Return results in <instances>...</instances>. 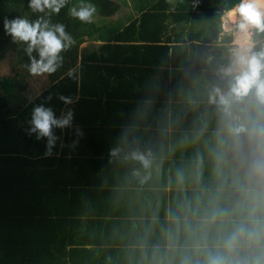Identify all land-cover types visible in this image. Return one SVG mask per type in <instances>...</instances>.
Returning <instances> with one entry per match:
<instances>
[{
  "label": "trees",
  "instance_id": "obj_1",
  "mask_svg": "<svg viewBox=\"0 0 264 264\" xmlns=\"http://www.w3.org/2000/svg\"><path fill=\"white\" fill-rule=\"evenodd\" d=\"M133 1L86 0L97 19L82 23L67 12L79 0H69L52 22L64 24L75 43L41 92L30 94L15 76L0 75V264H207L218 254L231 264H264V179L252 172L264 148L255 133L230 135L208 103L212 85L227 87L218 70L227 65L234 39L221 34V9L239 0ZM118 12L135 18H109ZM38 15L28 0H0V53L21 59L25 70L24 45L12 43L3 21ZM88 39L100 43L81 47ZM254 39L259 47L264 33ZM69 68L78 70L76 79L67 77ZM59 94L74 103L64 105ZM39 103L57 116L67 107L74 111L72 128L54 129L60 139L47 157L45 140L25 131ZM241 106L252 117L246 127L264 124L251 102ZM76 127L83 135L73 148ZM112 149H119L115 156ZM135 149L151 152L150 169L126 158ZM170 155L172 169L164 162ZM180 176L188 177L182 185L205 194L200 209L162 204L167 198L157 187L179 184ZM175 214L191 216L199 239L184 255L166 235ZM152 219H162L157 234L165 239L149 234ZM152 248H164L165 257L156 259Z\"/></svg>",
  "mask_w": 264,
  "mask_h": 264
},
{
  "label": "clouds",
  "instance_id": "obj_2",
  "mask_svg": "<svg viewBox=\"0 0 264 264\" xmlns=\"http://www.w3.org/2000/svg\"><path fill=\"white\" fill-rule=\"evenodd\" d=\"M68 4L69 0H28V8L33 13L40 14L35 20L30 21L20 16L4 19L5 35L11 37L12 43L24 45L23 51L29 58V63L25 67L30 75L42 76L56 72L63 64L62 53L74 45V38L66 31L65 25L52 22V17L58 15ZM67 12L69 16L82 23H91L96 7L86 0H79L78 4L68 7ZM221 27L224 32L243 36L244 39L233 40L228 63L218 70L221 79H226L227 87L212 85L208 94V103L216 106L230 135L255 133L260 139L261 148H264V124H256L252 129L246 127L245 120L252 117L249 109L241 106L245 101H249L259 113H264V42H260L257 47V41L252 38L254 34L264 33V0H239L238 4L226 12ZM77 71L76 68H69L66 75L76 79ZM51 99L49 95L47 100ZM57 99L64 105L74 103L71 96L63 94H59ZM73 120L74 111L71 107H67L57 116L53 108L45 106V103L34 104L25 131L37 141L45 140L43 155L47 157L53 154V149L60 139L54 129L72 128ZM75 135L77 139L70 145L73 148L78 143L79 137L83 135L79 127L75 128ZM118 151L119 149H112L111 155L115 156ZM126 158L138 162L145 170L150 169L152 165L151 152L135 149L129 152ZM252 172L260 179H264V158L254 161ZM133 174L139 176V169H135ZM145 179L147 176H144L141 182L143 183ZM235 239V234L229 238V247L233 246ZM207 264H231V262L218 254L210 256ZM235 264H250V262L236 261ZM251 264H260V261H252Z\"/></svg>",
  "mask_w": 264,
  "mask_h": 264
},
{
  "label": "crops",
  "instance_id": "obj_3",
  "mask_svg": "<svg viewBox=\"0 0 264 264\" xmlns=\"http://www.w3.org/2000/svg\"><path fill=\"white\" fill-rule=\"evenodd\" d=\"M130 10L133 11V8H130ZM225 12H226V10H225ZM112 15H117L119 17L127 15L126 16L127 18H124V20L111 18L109 16L110 19L125 22V23H129L131 20H133L135 18L134 15H129V13H122V12H118V13L112 14ZM223 15L224 14H222V18H223ZM96 16L97 15L93 16L92 21H95L97 19ZM88 43L98 44V43H100V41H94V40L88 39L82 43L81 47L85 46ZM0 55H1L0 56V63H2L4 58H6V60H5L6 65L0 66V75L15 76L16 80L18 81L17 84H19V82L20 83L24 82L26 85V89L30 92V94H33L34 90H38L39 92H41L44 88H46L50 84L49 83L50 81H49L47 74L42 75L45 77L32 76L29 74L30 76L27 79L26 78L23 79V81H22V77H20V76L21 75L23 76L26 74L28 75V71L24 69V65L22 64L21 59H17L15 61H12L11 57L7 53H5V54L0 53ZM12 62L17 63V64L14 67H12ZM17 73H21V74L17 75ZM38 77L44 78L47 81H41L40 78H38ZM24 102L25 101H23V100L18 101V104H17L16 101H14V104H17V106L22 108L24 105ZM181 151L183 152V150H181ZM162 160L163 159H160L161 163H162ZM164 162L169 163L170 169H172V167L175 165L174 161L172 160L171 155L169 156V159L164 161ZM187 178L188 177H184L181 180V176H180L177 179L179 184H176L174 186H171L170 183H168L166 185H164V183H160V185L157 187L158 188L157 192L162 193V196L167 198V200H164V198H162V200H161L162 204L166 203L169 206L170 205H173V206L176 205L179 209H181V208L193 209L195 207H198L200 209L204 205V202L207 200L205 194L198 196V194H196L195 191L191 187L184 186L181 184L182 181H187ZM155 183H157V182H155ZM143 192L144 191H141L140 193L143 194ZM133 196L135 199L133 201H135V202L141 198L139 195V192L135 193ZM206 205L207 204H205V207H206ZM204 208H202L199 211L201 214L205 213L206 210ZM219 210H221V208ZM189 217H191V216H179L177 214L172 215V219H171L172 220V222H171L172 226H171L170 230L168 231V234H166V235H168L167 239L175 246L172 248H176L179 251V253H183L182 255H184L185 251H186V253H188L189 251L196 248L195 246H197V244L199 242L198 237L196 236L195 233H193V229H194L195 225L193 226V221L191 219H188ZM161 222H162V219L161 220L160 219H158V220L152 219V223L154 224V226L151 225V231L149 232V234H151V236L154 237V239L163 240L166 237V235H164L163 232L161 233L160 237L157 234L158 231L162 230L160 228ZM198 246L203 247L204 244H201ZM163 249L164 248H158V249L152 248V249H150V253L153 254V256L156 259L162 260V258L165 257V252ZM150 253H148V254H150ZM176 254H178V253H176ZM187 255H190V254H187ZM158 264H166V263L160 262Z\"/></svg>",
  "mask_w": 264,
  "mask_h": 264
},
{
  "label": "rangeland",
  "instance_id": "obj_4",
  "mask_svg": "<svg viewBox=\"0 0 264 264\" xmlns=\"http://www.w3.org/2000/svg\"><path fill=\"white\" fill-rule=\"evenodd\" d=\"M128 1H130V2H134L133 0H128ZM227 12V11H226ZM226 12L224 13V15H223V18L225 17V14H226ZM125 15V14H124ZM113 16V17H112ZM127 16V15H126ZM126 16H117V15H111L110 17L111 18H115V19H122V20H124V18H127ZM224 33H226V32H222V34H224ZM234 36V35H233ZM236 38H239V39H241V40H243L244 39V37L243 36H234V39H236ZM253 39H254V35H253V37H252ZM233 39V40H234ZM255 40V39H254ZM232 45H233V41H232ZM233 47V46H232ZM5 60H6V58H4L3 59V61H2V63H0V66H3V65H6V63H5ZM42 77H45V76H42ZM38 78H40V77H38ZM40 80L41 81H47V80H45L44 78H40Z\"/></svg>",
  "mask_w": 264,
  "mask_h": 264
},
{
  "label": "water",
  "instance_id": "obj_5",
  "mask_svg": "<svg viewBox=\"0 0 264 264\" xmlns=\"http://www.w3.org/2000/svg\"><path fill=\"white\" fill-rule=\"evenodd\" d=\"M224 12H225V10H224V9H222V10H221V13H222V14H224Z\"/></svg>",
  "mask_w": 264,
  "mask_h": 264
}]
</instances>
